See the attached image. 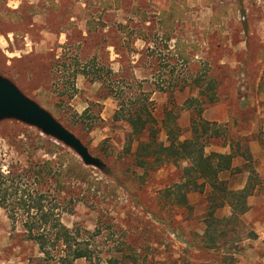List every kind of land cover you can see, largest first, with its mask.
I'll use <instances>...</instances> for the list:
<instances>
[{
	"label": "rangeland",
	"instance_id": "obj_1",
	"mask_svg": "<svg viewBox=\"0 0 264 264\" xmlns=\"http://www.w3.org/2000/svg\"><path fill=\"white\" fill-rule=\"evenodd\" d=\"M206 75L215 78L217 101L203 108L200 118L228 137L246 140L261 182L242 216L256 238L243 241L244 251L236 257L239 264H264V0H0V77L50 113L101 163L87 166L90 188L77 183L65 193L74 199V214L62 218L83 237L84 229L95 233L93 264L120 255L129 264L131 259L225 264L219 254L200 249L202 220L211 205L208 188L188 193V208L165 197L185 163L142 165L137 146L147 141V131L132 134L123 118L149 112L163 145H168L165 126L177 127L179 140L191 138L206 93V85L196 81ZM191 98L196 102L188 107L184 103ZM37 136L85 166L37 126L2 118L0 170L30 184V168L47 157L43 150H28ZM222 142L213 140L206 154L228 152ZM242 161L233 162L242 168L229 179L233 189L246 182L249 167ZM215 214L226 218L230 208ZM50 248L48 255L40 252L26 240L20 222L0 207V264H58L56 247Z\"/></svg>",
	"mask_w": 264,
	"mask_h": 264
},
{
	"label": "trees",
	"instance_id": "obj_2",
	"mask_svg": "<svg viewBox=\"0 0 264 264\" xmlns=\"http://www.w3.org/2000/svg\"><path fill=\"white\" fill-rule=\"evenodd\" d=\"M181 56L189 60L188 55ZM196 82L199 87L206 85V93L203 106L191 123V138L179 140L177 127L169 129L165 126L168 145H163L156 140V130L152 126L155 121L149 112L141 114L135 111L123 118L132 127V134L139 135L147 131V141L137 146V155L141 157L142 165L158 169L171 161L185 163L180 180L164 190L165 197L174 196L178 206L188 208L187 194H204L208 188L206 199L210 198L211 205L202 220L205 229L200 237V249L219 254L225 264H239L236 256L244 251L243 241L256 238L255 232L247 228L242 216L248 210L247 198L256 186H261V182L256 180V173L251 167L246 140L238 136L228 137L226 130H221L215 123L210 124L199 116L203 108L217 101L214 76L206 75ZM195 100L188 99L184 104L192 106ZM218 139L223 141L221 147H228V152L211 151L206 154V146ZM28 150H43L47 157L30 168V184L22 175L0 170V207L12 222H20L26 240L36 243L40 252L48 255L52 252L50 247H56L58 264H77L81 260L93 264L95 259L91 236L95 233L84 229L87 235L83 237L78 228H70L62 221L65 215L74 214V199H67L65 193H71L77 183L79 186L86 184L88 188L91 186L88 167L81 165L68 151H62L55 143L40 136L35 137L34 145ZM144 157L153 160L145 161ZM236 158H242V166L249 167L245 171L246 182L239 189H233L229 183L234 173L242 172L241 167L233 165ZM225 206L230 208V215L226 218L216 216L215 213ZM234 224L240 225L239 230L235 229L237 227ZM187 245L189 248L192 246L189 243ZM131 260L135 264L136 259ZM96 264L129 263L124 255H120L99 258Z\"/></svg>",
	"mask_w": 264,
	"mask_h": 264
},
{
	"label": "water",
	"instance_id": "obj_3",
	"mask_svg": "<svg viewBox=\"0 0 264 264\" xmlns=\"http://www.w3.org/2000/svg\"><path fill=\"white\" fill-rule=\"evenodd\" d=\"M14 118L37 126L43 133L54 137L71 148L85 166L99 167L83 144L66 128L58 123L46 110L25 97L6 79L0 77V119Z\"/></svg>",
	"mask_w": 264,
	"mask_h": 264
},
{
	"label": "crops",
	"instance_id": "obj_4",
	"mask_svg": "<svg viewBox=\"0 0 264 264\" xmlns=\"http://www.w3.org/2000/svg\"><path fill=\"white\" fill-rule=\"evenodd\" d=\"M11 83V82H10ZM12 84V83H11ZM16 87V86H15ZM16 89L20 92V90L16 87ZM20 93H22V92H20ZM24 95V94H23ZM235 161V160H234Z\"/></svg>",
	"mask_w": 264,
	"mask_h": 264
}]
</instances>
